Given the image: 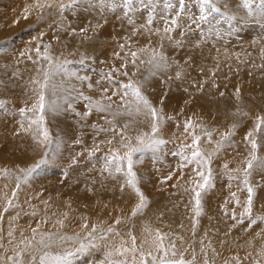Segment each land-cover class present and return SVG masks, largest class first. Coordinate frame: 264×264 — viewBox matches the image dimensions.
<instances>
[{
	"label": "bare ground",
	"instance_id": "6f19581e",
	"mask_svg": "<svg viewBox=\"0 0 264 264\" xmlns=\"http://www.w3.org/2000/svg\"><path fill=\"white\" fill-rule=\"evenodd\" d=\"M112 1L109 2H111L112 4ZM137 1H141L143 4L136 6L135 3ZM232 1L233 0H225V1L221 0V2H223V4L226 6H230L232 4ZM95 2L96 1L93 2L85 1V3L92 4L91 6L96 5L98 7L101 6L104 7L103 5H105L104 0L103 2L100 0L97 1L96 4H93ZM163 2L162 0H127L126 2H122V4H120L126 9H120L119 5H116L115 9H111L109 5L105 7L106 8L105 12L98 9L100 12H102V15L104 17L103 18L104 24L100 23L99 29L98 31H96V34L94 36H91L90 38L88 37V40L90 41L89 43H87L88 40L85 41V43L87 44L85 46L84 43V46L87 49V52L90 51L91 49H92V54L97 53L99 50L103 52V49L104 52H106L108 49V45L110 43H108L105 40V36L107 35L104 32L110 33V31L114 28V27L113 28L110 27L112 28L110 29L109 26H107V23L112 20L114 21L119 20L120 23L116 25H118L119 30L122 31V36L126 37L123 38L122 42L119 41L120 52L118 58L121 57V59H119V62L121 63L116 62L114 59L108 61L105 64H108L110 66L113 65L114 67H118V68L119 66L121 67V64H123V60L125 57L129 59L131 58L130 55L131 53L130 50L132 49L131 46L138 44L135 39H137L138 41L141 40L143 45L144 44L148 45V49L144 50L143 53L146 54L149 58H152L154 53H157L154 49V45H155L154 43L156 41L149 38L158 40L160 37H162L163 35L165 36L166 34L164 31L165 26L164 25L162 26V22H164V18H166L169 15L170 10H164ZM168 2L165 0L164 3H166L167 5ZM235 2L237 1L235 0ZM149 4L153 5L154 12L157 14L156 17L157 16L164 17L163 19L160 18L161 24L156 23V21L154 20L155 18L152 20V23H150L149 25L146 24L145 13L147 12L148 9L152 8ZM186 7L189 11L192 12L191 15H193L194 13L195 19L193 20H195V22L193 23L194 25H191L189 27L186 26L187 28L185 27L181 30L183 34H181L179 40H180L182 52L180 55L175 57L180 61H183V66L185 68L184 72L186 73L187 71L186 74L191 78L193 83L196 84L197 82V85L201 83L205 86L208 95L211 96V99L212 98L216 99V104L217 101H220L222 99H228V100L233 99L232 89L234 87H232L233 80H231L232 77L230 75L231 72L224 70L221 59L214 56V54L221 55L223 53L222 52L223 49L220 47V45L214 43L215 40L212 38L211 35L209 37V33H208L212 29L216 30L217 28L218 31L216 30L217 31L216 33L213 31L215 34L214 36L217 35V39L221 43L224 42L225 40L229 41L226 35V31H227L226 24L236 25L235 23H233L231 19V12L233 10L230 11V9H224L222 11H219L221 14H223V18L220 19H219V15L213 12L212 16L210 17L211 23H206L200 20L202 11H199L197 9L192 11V7L190 5ZM113 10L115 11L113 12ZM99 11H97L96 9L93 12V17L88 15L85 16L77 15L76 18H78V20L75 21L76 23H78V21H81L82 19L80 26L78 24L77 27L84 26L85 28L86 23L90 25L87 27L85 36H90L89 35L90 30L93 28V26H91L90 20L92 18H95L96 14H98ZM67 20L64 24L67 23ZM106 20L108 22H106ZM129 20H131L132 22L129 23ZM137 20L141 22V25L143 24L144 25L142 27H137L139 26ZM242 20L243 21L247 20L246 13L242 15ZM247 21H249V19ZM72 22L73 21H71L70 23L72 24ZM75 22L74 24H72V26L75 25ZM197 22H199V24H205V26L199 31V33L196 32L197 27L195 28V26H197ZM221 24L223 25L222 32L220 31L219 28L222 27ZM158 25H160L161 28L158 30L154 29L157 28ZM72 26L70 27L72 28ZM129 26L132 27L130 29H127ZM252 27L253 26H250L248 23H245L242 26L241 30H239V32L246 33L248 31L251 33L253 31L254 33L258 32L261 35V37L259 38L261 52L256 51L257 49L247 51L248 55L249 52H252L251 56L254 58L257 55H260V58H258L257 66L260 69L259 74L261 77H259L258 74L257 75L258 77L255 76L257 80L250 79V83L248 82L249 86L247 89H251L252 90L251 92H246L245 91L247 90L246 88L245 90L244 89L242 90H244L247 94L252 93L253 96L259 98L261 103L264 104V29L262 28L257 29ZM65 28L66 27L64 25L62 29ZM115 28H117V26H115ZM116 30L119 32L118 29ZM189 31L191 32V34L189 33ZM72 32L73 29L72 30L70 29V32L68 31L67 33L68 38L71 41V37H72L73 40H76V42L74 45L73 43L66 44V46L69 47L70 49L80 47L82 45L81 40H83L81 39V37L78 36L73 37L74 35L72 36ZM73 34L75 33L73 32ZM93 37L95 38L92 39ZM148 40L150 42H148ZM100 42L103 43V46L100 44ZM242 43H245V41ZM87 45H89L88 48ZM121 45L124 46L121 47ZM165 48L170 49L167 47ZM141 49L144 48L142 46H138L135 52H137L138 50L142 52ZM166 58L168 60L169 56L167 55ZM231 64L232 63H230L229 65ZM22 66L23 65L21 66L19 65L16 70L17 71L23 70L21 69L23 68ZM176 66H178V64ZM218 66H219V70L222 73H217V74L210 73L208 67H212L213 69H216ZM0 70H4V68L0 67ZM242 70L243 69H241V71ZM181 72H183V70ZM16 74L17 73H15L14 75ZM12 77L16 78V76H12ZM224 79L228 81L229 85L226 86L223 84V81H225ZM8 82H9V77L6 75V73L0 72V84H6ZM251 84H254V86L250 87ZM16 85L19 86L20 83L19 84L16 83ZM175 85L176 82H173V86ZM85 87L86 88L82 90H91L92 92L95 91V89H92L93 87L92 88L88 86ZM176 90H178L179 92V85L176 86L173 90L168 91V93ZM60 91H62V88ZM22 93H24L25 96L27 97L29 91L27 89V92H22ZM221 93H223V95H221ZM83 94H87L90 96L91 92L83 93ZM176 94L174 92V95ZM171 95H173V93H171ZM168 96L170 97V95ZM18 97L20 98L21 96L18 95ZM90 97H92V95ZM172 98H174V96ZM70 101L72 102V100ZM10 116L12 117L15 115L14 113L10 115V113L8 112H0V169H9L11 171V175L9 176H0V216L3 217V219H0V264H12V261L8 260V257L15 256V253L17 251H20L21 249H24L27 246V241L33 238V234H32L33 228L38 230V234L35 238L36 240H39V233L54 232L57 233L58 235H67V236H73L74 234L78 233L80 239L83 240L84 242H87L88 229H84L82 227V224L85 222L88 223L89 227L92 224H97L100 225L101 227H106L108 225H111L117 229L119 235L108 234V237L103 241L97 239L95 241L97 247L95 248L90 247L88 251L79 254L75 264H100V262L105 259V253L107 250L111 249L113 246H119L122 242L130 243L128 238L129 232H131V234L137 238V244H140L145 241L150 243L152 240V235H154L156 229H159L162 233H167L169 235L175 234L177 236L183 237L184 242L181 243L180 241H177V246L187 250L185 254L189 258H191L192 252L195 251V254L197 256V264H203V259H204V253L201 251L202 246L199 243L201 239H203L205 242L203 245L204 250L207 252L208 257L215 261V264H225L226 260L229 261V264H232L233 262H234L233 264H236L235 260L233 259L234 257L240 258V264H256L257 261L259 262L262 261V263L264 264V223L258 221L255 225H252V227L249 228L248 220H245L243 224L237 223L236 220H233L231 218V213L233 210L231 211V209L227 207L225 208L222 207L223 210H221L222 208H220V205L218 206L215 204L218 198L223 196L226 200L230 199L233 201L232 208L237 213V215H239V213L243 211L242 204L241 205L236 204L230 195L231 193H233V190H235L233 189L232 186H229V188L225 189L224 191H218V190L215 191L213 188L212 191L214 190L215 192L210 193V191H208L209 192L208 196L207 197L204 196L205 200L203 201L204 213L198 218L199 223L197 225V229L195 233H193L192 218L194 216V213L192 212V209L189 208L191 205H189V207L187 206V202L188 203H193V202L189 200V198L187 197L186 191L184 192L182 190L183 188L181 185V183L183 182L182 179H179V177L174 175L173 171L175 170V168L167 169L168 167H170V165L166 166V164L163 163L162 161H161L163 163L162 167H164L165 169L153 168L149 166L147 169L142 166L141 170L139 169L137 170V175L140 177L139 187L142 189L144 195L147 197L148 204L147 207L144 208V210L136 216H132V210L135 207V205L138 203V197L128 186H125L123 190H121V184L124 181V177L120 174H116L115 179H113L111 176L108 175L107 172L103 171V164H104L103 157L108 152L103 153L102 157H100L101 154L100 156L96 154L90 156V154L87 155L85 153H82V150L80 153L76 151L72 152L70 150L71 148L68 146L62 149L60 147H57L56 146L57 144L55 142V145L53 144L54 146L52 147V149L50 148L52 151L50 150L51 151L49 152L50 154L48 153V160L51 159V162H48L46 165L42 166L38 175H35L34 177L30 178L27 183H24L22 180L23 173L21 172V169H27L30 166L34 165L35 161L39 160L40 158L39 157L40 151L35 154L34 152L35 147H33L34 145L33 144H32L33 146L30 145L32 139V136L30 134L25 133L23 131L15 132L16 130L20 129L19 127L20 125H16L18 124L17 120L9 119L8 117ZM16 117H12V118H16ZM212 117L217 119V116H212ZM58 120H60V118ZM12 127H16V128H12ZM198 131L201 132V129ZM109 147L112 148L111 146ZM73 158H75L76 161L75 163H73ZM143 163L151 165L149 162H143ZM219 168L221 169V167ZM221 171L222 172L220 176L224 177L225 179V175H229L231 169L229 167H227V169L223 167ZM65 172H67V175H65ZM232 172H234V170H232ZM235 173L237 174L239 172L235 171ZM170 174H171V179L168 180L162 179L163 176L165 178L168 177ZM147 176H151V179L148 183L144 181V178ZM17 177L21 178L19 181L21 184L19 189H16V184L18 182ZM218 184L221 186L220 183ZM5 185H7V187H5ZM148 186L149 188L152 189V192L146 194L145 191L147 192V190H144V188H148ZM186 186L188 185L186 184ZM189 187L190 185L188 186V188ZM214 188H216V186H214ZM151 189L149 191H151ZM13 190H15L17 193L15 197L12 196ZM238 198L241 200V202L244 201V198L241 197ZM7 199H12L14 206L9 207L8 211L5 212L4 208L7 207ZM208 204L211 205V207H207ZM225 209L228 210V214L225 213ZM33 213H35V215H33ZM65 213H67V216H65ZM116 218L121 219V223L119 225H116L114 223ZM58 220L64 221L63 226L57 223ZM146 228L151 230L152 232L151 235L145 231ZM9 230H11L13 233L12 237L8 236ZM68 232H71V234H67ZM22 240L24 241V243H21ZM209 242H210V247H209ZM148 243H144V247L146 250L148 248ZM74 245H76V241L74 240L67 241L64 247H73ZM211 249H215V252H212ZM32 252L33 249L31 247H28V251L21 256V259L24 260V264H28V260L30 259L29 254Z\"/></svg>",
	"mask_w": 264,
	"mask_h": 264
},
{
	"label": "rangeland",
	"instance_id": "374dc122",
	"mask_svg": "<svg viewBox=\"0 0 264 264\" xmlns=\"http://www.w3.org/2000/svg\"><path fill=\"white\" fill-rule=\"evenodd\" d=\"M85 1H90V2L96 1L97 2L100 0H79L77 5L71 8H64V9H61L60 5L62 3L68 4L70 0H0V59H1L0 67L4 68V70H0V72L6 73V75L9 77L8 83L0 84V100H4L6 102V107L8 111H4L0 109V112H8L10 113V115L14 113L15 116H12V117H16L17 115H19L18 110L20 108L25 107V105L29 107L31 106L32 102L36 99V90L38 88V86L34 83V81L36 80L43 81L44 71L49 70L50 68L49 62L46 61L42 55L38 56L36 49L39 48L42 53L45 49V46H48V51L52 55L53 60L55 62H62L65 60L71 62L65 65V68L67 69V72L69 74L67 75L66 74H61V75L56 74L54 76L53 82L59 85L60 86L59 89L61 90L62 88V91L58 89L59 91L58 96L52 97V98L58 99V103H60L61 105L63 104L62 105L63 108H67V103H71L72 107L75 109V111H72V110L60 111L58 112L57 115L56 114L53 115L51 113L47 114L45 123L51 133L53 144L55 145L57 138H59L60 143L58 147L63 149L64 147L68 146L71 148L70 150L72 152L76 151L80 153L82 150V153H85L88 155L94 148L98 147L99 151L98 153L95 152V154L98 156H100L101 154L100 157H102L103 153L105 152L107 153L110 151V149H114V148L119 149L120 153L123 154L124 149L121 148L119 143L117 142L119 140V137H116V140H113V143L109 145L107 141L112 139L113 134L99 132L100 127H103V128L112 127V125L108 123V121H112L114 119L113 112L125 111V110L118 108V105H119L118 97L116 96L112 97L115 103H113V107L110 112H97L95 109H93L90 115H88L86 118H82L83 114L88 111L89 101L83 98H80L77 95V93L79 92H82V93L89 92L90 93L91 92V95H92L91 99L92 100L94 99L93 101H101L103 104H108L109 101L104 99V97L107 95H111L112 92L116 90L117 85L115 84V82H109L107 79L103 78L107 73L111 72L116 80L124 81V82H127L128 77L122 76L121 72L125 70L128 71L130 75L132 73H135V75L132 76L131 78L136 81L144 80L146 76L147 77L149 76L147 78L148 81L146 80L144 83L143 91H144V94L149 98V100L152 101L154 106H156L157 108H160V107L163 108V115L165 117V120L160 129V136L164 140L168 141V143L165 145H162L161 150L157 153L160 157H162L161 159L154 161L152 159V153L150 151L146 152L143 156V162H149L151 165H148L142 162L140 164L135 165L134 170L137 172L138 169L139 170L142 169V166L147 169H148V166L153 167V168L165 169L164 167H162L163 163H165L166 166L170 165V167H168L167 169L175 168V170L173 171L174 175L179 177V179H182L183 181L182 182L183 184L181 183L183 187V188L181 187L182 190L185 192L186 188L191 189L192 187L191 179L193 177L192 169L195 166L188 165L187 167L181 170L177 167L178 164H180L181 162L180 159L178 157H173L171 155V153L174 151H177L182 144H191V137L188 136L184 132V128H183L184 122L188 119H191L195 123L200 124L204 130H208L209 128V130L213 131V137H212L213 142L212 143H207L206 141H202V147L207 152H212L215 150L216 148L215 142L221 140V137L224 133L232 132L231 139L226 142L225 147L220 151V153H218L212 159L210 163V167L213 171V179H214L213 185L216 186V188L213 187V189L215 191L216 190L224 191L225 189L229 188V186H232L233 189H235L233 190V192L236 193L238 197L244 198V201H245L247 198V191L246 189L243 188V185L241 183L242 176H243L242 172H243L244 167L246 166L247 159L251 158L250 157L251 145L249 144L248 140L245 139V137L247 136L249 132H253V135L258 140V142H262V146L258 149L257 155L260 156L261 158H264V137H262L260 133H257L254 131L256 118L258 116H264V106H263L264 104L261 103L259 98L253 96L252 93H249V94L246 93V92L252 91L251 89H247L250 83V79L257 80L256 77H258L257 75L260 73V69L257 66L258 58H260V55H257L254 58L251 56L252 52H249V55H248L247 51L257 49L256 51L261 52V46H260V40H259L261 35L258 32L254 33L252 31L250 33L247 31L246 33H244V32H239V30H241L242 26L245 23H248L250 26H253L252 28L264 29V18L262 19L261 17L256 16V15H249L248 10L242 7L243 0H236L237 2L233 0L230 6L224 5L223 2H221V0H214V4L217 7L221 8L220 11L224 9H230V11L233 10L232 11L233 13L231 12V19L233 23L236 24V25L226 24V27H227L226 35L229 41L225 40L224 42L221 43L217 39V35L214 36L215 35L214 32L216 33L218 31L217 28H216L217 31L212 29L211 31L208 32L209 37L211 35L212 38L215 40L214 43H217L223 49L222 51L223 53L221 55L214 54V56L221 59L224 70L231 72L230 73V75L232 76L231 80H233L232 87H234L232 89L233 99H229V100L222 99L220 101H217V104H216V99L214 98L211 99V96L208 95V92L203 84L200 83L202 86H204L201 88V85L200 84L197 85V82L196 84L193 83L191 78L187 76L186 74L187 71L186 73L184 72L185 68L183 66V61H180L179 59L176 58L182 52V48H181L180 40H179V37L181 36V34H183L181 30L185 28L186 26L189 27L191 25H194L193 23L195 22V20H193L195 19L194 13L193 15H191L192 12L189 11L186 6L190 5L192 7V11H194L195 9L202 11L201 0H171V1L166 0L167 2L168 1L170 2V3L168 2L167 5L166 3H164L165 0H162V2L164 1L163 2L164 10H170L169 15L166 18L159 17V16L156 17L157 14L154 12L153 5L149 4L152 8L148 9L147 12L145 13L146 24L148 25L150 24L148 23V20L150 18L151 20L155 18L154 20L156 21V23L161 24L160 18L161 19L164 18V22H162V26L164 25L165 28H168V27L172 28L171 32L166 33L165 36L163 35L158 40L149 38V39L156 41L154 43L155 44L154 49L157 52V54H162L164 57H167V55L169 56V59L166 60L168 61L166 62L167 64L166 67L152 69L155 72V75H148V70L152 68V66L148 64L147 62L151 58H149L146 54H144L143 53L144 51L142 52H140L139 50L137 51L138 59H137L135 66H133L130 63L131 58L130 59L127 57L124 58L123 64L125 62H129L127 69H122L120 66L118 68V67H114L113 65L110 66L108 64H105L108 61H111L114 59L116 62L121 63L119 62V59H121V57L118 58L119 56L117 55V53L119 54L120 52L119 51V48H120L119 41L122 42L123 38H126V37L122 36V31H120L118 25H116L120 23L119 20H116V21L112 20L109 22L106 20V22H108L107 26H109V28L114 27L113 29L110 28L112 29L110 33L104 32L108 36V37L105 36V40L108 43H110L109 44L110 46L108 45L107 51L104 52V49H103V52L99 50L97 53L92 54V49H91L90 51L87 52V49L85 48V46L87 43L90 42L88 40V37L90 38L91 36H94L96 34V31H98L99 29L100 23L104 24L103 22L104 17L102 15V12H100L99 10L105 12L106 8L102 6L98 7L96 5L91 6L92 4L85 3ZM101 1L103 2V0ZM109 1H112V0H108V1L104 0V3L105 4L108 3L107 5L108 6L110 5L109 7L111 9H115L116 5H119L120 9H126L120 4H122V2H126L127 0L126 1L122 0V2L121 0H115V1L113 0L112 4ZM38 2L39 4H43L44 7L37 6ZM96 2L93 4H96ZM115 2H118V3H115ZM257 3H259V0H252L253 7H255ZM142 4L143 3L141 1H137L135 3L136 6L142 5ZM207 7L208 6H206V8ZM96 9L97 11H99V13L96 14L95 18H92L90 20L91 26H93L92 28L93 30L92 29L90 30V33H89L90 36H85V33H83L84 34L83 35L82 32L80 31V29L84 28V26L79 27L82 19L81 21H78V23H76L75 21L78 20V18L76 17L77 15H82V16L88 15V16L93 17V12ZM114 11L115 10H113V12ZM243 12L247 14V20L249 19V21L246 20L247 21L246 22L244 20L245 21L244 22L242 20V15L244 14ZM215 13L219 15V19L223 18V14H221L220 12H215ZM52 15H54L56 18ZM67 19L69 20V22ZM70 19L71 21H73L72 24H74L75 22L76 27L79 24V26L77 27L78 29L75 27V25L72 26V24L70 23L71 22ZM66 20H67L68 26L69 27L72 26V28L71 27L69 28L67 26V23L64 24ZM173 20L176 21V24H172ZM137 23L139 24V26L137 27H142L144 25V24L141 25V22H139L138 20H137ZM64 25L66 28L67 27L68 28L62 29ZM114 25L117 26V28H115ZM152 25H155V24H152ZM85 26H86L85 28H87L90 25L86 23ZM159 26L160 25H158L157 28H154V29H157V30L160 29L161 26L160 27ZM204 26L205 24H199V22H197V26H195V28L197 27L196 32L199 33V31ZM221 26L222 27H219V28H220V31L222 32L223 25L221 24ZM131 27L132 26H129L127 29H130ZM70 29L71 30L75 29V31H73L75 34H73L72 32V36L74 35L73 37L78 36V37H81V39H83L81 40L82 45L80 47L70 49L69 47L66 46L67 43L69 44L73 43L74 45L76 42V40H73L72 37H71V41L68 38L67 33L68 31L70 32ZM116 29H118L119 32ZM189 33L191 34L190 31ZM95 37H93L92 39H94ZM169 37L171 38L169 39ZM86 40H88L87 43H85ZM135 40L137 41L138 44L131 46L132 48L130 50L131 52H135L138 46H142L144 50L148 49L147 44L143 45L141 40L139 41L137 39ZM135 40H132V41H135ZM244 41L245 43H242ZM148 42L150 41L148 40ZM157 42H158V45H157ZM84 43H85V46H84ZM100 44L103 46V43L100 42ZM89 45H87V48ZM125 45H128V44H125ZM165 47L170 48V49H166ZM4 56L6 57V59ZM156 59L159 60V55L156 56ZM80 61H83V63H81ZM242 61H245V62H242ZM227 63L229 64L232 63V64L229 65ZM177 64L178 66H176ZM19 65L20 66L23 65L22 66L23 68H21L23 70H20V71L18 70L19 71L18 72L16 69ZM115 69H120V71H115ZM208 69L210 70V73H215V74L222 73L219 70V66L216 69H213L212 67H208ZM241 69L243 70L241 71ZM182 70L183 72H181ZM73 72L76 73V76H80V77L86 76L88 77V79L86 80L77 79L76 76L70 75V73H73ZM15 73L17 74L14 75ZM177 73H180V78H177ZM12 76H16V78ZM259 77H261L260 74H259ZM242 80H243V83H242ZM80 81L83 83V85ZM225 81H223V84L226 86L229 85L228 81L226 82ZM173 82H176L175 86H173ZM16 83L18 84L20 83V85L17 86ZM87 84H91L93 87L91 88L95 89V91L92 92L91 90H82L86 88L85 86H88ZM178 85H179V92L178 90H176V91L168 93V91L173 90ZM253 86L254 84H251L250 87H253ZM241 87H244V88H241ZM105 88L108 89L107 93L103 91V89ZM186 88H187V91H185ZM245 88L247 90H245ZM27 89L29 93L26 97L25 94L22 92H27ZM242 89H244L246 92ZM174 92L175 94L176 93L177 94L174 95ZM171 93H173V95H171ZM241 94L243 95L245 94V95L243 96ZM18 95L21 97L19 98ZM83 95L85 97L91 96L87 94H83ZM168 95H170L171 98ZM65 96L68 97L67 102H65V100L63 99V97ZM173 96L174 98H172ZM179 96L182 98H180ZM59 97L62 99V101ZM70 100H72V102ZM161 100H163L162 104H161ZM76 113H80L81 115H77ZM19 116H17L16 118H12L10 116L8 118L17 120L18 124L16 123L15 124L20 125V121L22 120V117L21 116L19 117ZM55 116H57L58 118ZM212 116H217V119H215ZM18 117L21 119H19ZM169 117L173 119H168ZM59 118L61 121L58 120ZM132 119L133 117L127 114L115 116V125L118 128H122L126 122ZM135 119L138 121L144 120V123L143 124L141 123L133 124L130 127L129 132H131L132 134H135V132H138L140 130H145V131L148 130L147 129L148 121L144 117H136ZM93 124H96L98 127L93 128L92 127ZM25 125L27 126L26 121H25ZM233 125H235L234 128H233ZM12 128H16V127H12ZM198 130H200L199 128L196 129V131L200 132ZM18 131H21V130L19 129V130H16L15 132H18ZM77 140H80L81 142L76 143ZM31 142H30V145L33 144L34 146L33 145L32 146L35 147L34 148L35 154L40 151V154H39L40 155L39 160H40L45 155L46 148L42 145H39L33 139V137L31 139ZM53 144L50 146L51 149L54 146ZM109 146H111L112 148H110ZM50 148L47 149L48 153L52 151ZM37 161H35V163ZM48 162H51V159H49ZM225 164H227V166L231 169V171L229 175H225V179H224V177L220 176V174ZM219 167H221V169ZM149 169H152V168H149ZM232 170H234V172H232ZM235 171L239 173L236 174ZM230 176L237 177V179L230 180L229 179ZM150 179H151V176H147L144 178V181L148 183ZM162 179L164 180V176L162 177ZM222 180H225V181H222ZM214 182H216L217 185ZM250 182L255 188L254 203H253L254 215L264 216V199H263L264 198V169H260V168L253 169L252 175L250 177ZM218 183H220L221 186ZM186 184L188 186L190 185V187L188 188ZM150 189L151 188H149V186L148 188H144V190H147V192L145 191V193L146 194L151 193L152 189L151 191H149ZM214 190L212 191L211 189L209 191L210 193H213L215 192ZM186 193H187V197L189 198V200L192 201L191 197H193V193L190 192V190L186 191ZM208 193L209 192H207V194L204 196L207 197ZM222 197H219L215 204L218 206L220 205V208L227 207V208H230L231 211L234 210L232 208L233 201L230 199H227L228 200L227 201L224 197L223 198ZM204 200L205 199L203 197V201ZM192 202L194 203V201ZM193 203L187 202V206L189 207V205H191L189 208L192 209ZM209 204L207 205V207H211V205ZM223 208L221 210H223ZM67 234H71V232H68ZM259 264H263L262 261L259 262Z\"/></svg>",
	"mask_w": 264,
	"mask_h": 264
},
{
	"label": "snow or ice",
	"instance_id": "6c2138e0",
	"mask_svg": "<svg viewBox=\"0 0 264 264\" xmlns=\"http://www.w3.org/2000/svg\"><path fill=\"white\" fill-rule=\"evenodd\" d=\"M79 0H70L68 4H61L60 8H71L77 5ZM37 6L44 7L43 4L37 3ZM107 7L108 5H103ZM206 6H208L206 8ZM242 7L248 10L249 15H256L261 18H264V0H259V3L253 7L252 0H243ZM201 9L202 13L200 20L206 23H211L210 17L213 12H219L220 8L214 4V0H201ZM132 21L129 20V23ZM148 23H152L151 18L148 20ZM172 24H176V21L173 20ZM75 31V29H73ZM82 33H86L87 28L80 29ZM165 33L172 31L171 27L165 28ZM171 37H169L170 39ZM124 45H121L123 47ZM144 51V49H141ZM37 55H42L43 58L49 62V70L44 71L43 81L36 80L34 83L38 86L36 90V99L32 102L31 106L25 105V107L20 108L19 114L22 117L20 121V130L30 134L33 139L39 144L46 148L45 155L37 161L34 165L30 166L27 169H21L23 173L22 180L24 183H27L28 180L35 175L39 174L42 166L48 163V151L47 149L53 144V139L51 133L46 126V116L51 113L53 115L57 114L60 111L72 110L75 109L72 107L71 103H67V108H63L58 99L52 97L58 96L59 85L53 82V77L56 74H69L65 65L71 63L70 61L55 62L52 55L48 51V46H45L44 51L41 53L39 48L36 49ZM117 55H119L117 53ZM131 61L130 63L135 66L138 53L131 52ZM159 55V60L156 59V56ZM167 58L162 54L154 53L153 57L148 60V64L152 66L148 70V75H155L153 68L166 67ZM83 63V61H80ZM129 62H125L121 65L122 69H127ZM138 70V69H137ZM115 71H120V69H115ZM72 76H76V73H70ZM121 75L128 77L127 82L118 81L115 79L111 72L107 73L103 78L107 79L109 82H115L117 88L112 92L111 95H107L104 99L108 100V104H103L101 101H92L91 97H85L82 92L77 93L80 98L89 101L88 111L83 114L82 118H86L91 114L92 110L95 109L97 112H110L115 103L112 99L113 96L118 97L119 105L118 108L125 111H115L113 112L114 119L108 121L112 125L110 128H99V132L112 133V139L108 140L107 143L111 145L113 140H116V137H119L117 141L121 148L124 149L123 154L120 153L119 149H110V151L103 157V171L107 172L109 176L115 179L116 174H120L124 177V181L121 184V190L125 186H128L132 189L135 195L138 197V203L132 210V216H136L141 213L144 208L147 207L148 200L144 195L143 191L139 187L140 177L137 175V172L134 170L135 165L143 162V156L146 152L152 153V159L159 160L160 157L157 153L161 150V146L168 143L160 136V129L165 120L163 115V108H157L153 105L152 101L144 94V83L147 80V76L144 80L136 81L131 77L135 73H130L128 71L121 72ZM77 79L86 80L88 77L76 76ZM177 78H180V73H177ZM92 87L91 84L88 85ZM203 86L201 85V88ZM105 93L108 92V89H103ZM187 91V89H185ZM239 91V90H237ZM223 95V93H221ZM65 102H67L68 97H63ZM163 100H161V104ZM0 109L8 111L6 107V102L0 100ZM81 115L80 113H76ZM127 114L132 116L133 119L126 122L122 128H118L115 125V116ZM136 117H144L148 121L147 131L140 130L132 134L129 132L130 127L133 124L144 123V120H136ZM168 119H173L169 117ZM25 121L27 126H25ZM93 128H97L96 124L92 125ZM235 125H233V128ZM184 132L191 137V144H182L177 151L171 153L173 157H178L180 159V164H178L179 169H184L188 165H194L193 177L191 179V189H185V191H191L193 193L192 205L193 216V226L192 231L195 233L197 225L199 223L198 218L204 213L203 208V197L211 190L213 185V171L210 167L212 159L220 153V151L225 147L226 142L231 139L232 132H226L222 135L221 140L216 141V148L212 152H207L202 147V141L207 143H212L213 131L204 130L200 124L195 123L191 119H188L183 124ZM201 129V132H197L196 129ZM254 131L260 133L264 137V116H258L256 118ZM202 133V134H201ZM251 145L250 159H247L246 166L243 169V176L241 183L243 188L247 191V198L245 201L237 197L236 193H231V197L234 202L238 205L242 204L243 211L237 215L233 210L231 213V218L236 220L237 223L243 224L245 220L249 222V228L252 225H255L258 221L264 223V216H255L253 212V203L255 188L250 182V177L252 171L255 168L264 169V158H261L257 155L258 149L262 146V142L258 140L253 135V132H249L245 137ZM80 140H77L76 143H80ZM57 147L59 146V138L56 140ZM99 151V148H94L90 152L91 155H95V152ZM75 158H73V163H75ZM227 169V164L224 165ZM11 171L9 169H0V176H9ZM67 175V172H65ZM20 177H17L16 189H19ZM165 180L171 179V174L168 177L164 178ZM230 180L237 179V177L230 176ZM7 187V185H5ZM16 191L13 190L12 196H16ZM227 203V201H226ZM12 199H7V207L4 208V211L7 212L9 207H13ZM225 213L228 214V210L225 209ZM35 215V213H33ZM67 216V213H65ZM0 219H3L0 216ZM46 222V221H43ZM58 224L63 226L64 221L58 220ZM116 225L121 223L120 218H116L114 221ZM182 226V225H181ZM82 227L88 229L87 231V242H84L80 239L79 234H74L73 236L67 235H58L54 232H43L39 233V240H36L38 230L33 228L32 234L33 238L27 241V246L20 251L15 253V256L8 257V260L12 261V264H24V260L21 259V256L28 251V247L33 249V252L30 253V259L28 264H75L79 254L84 253L89 250V248L97 247L95 241L97 239L103 241L108 237V234L119 235L117 229L111 225L106 227H101L97 224H92L90 227L88 223H83ZM150 235L152 234L150 229H145ZM259 235V234H257ZM8 236L12 237L13 233L11 230L8 232ZM128 238L130 243L122 242L119 246H113L111 249L107 250L105 253V259L100 262V264H197V256L195 251L192 252L191 258H189L185 253L187 250L182 249L177 246V241L181 243L184 242V238L177 236L175 234L169 235L167 233H162L159 229L155 230L154 235H152V240L150 243L147 241L137 244V238L128 233ZM76 241V245L73 247H64L67 241ZM35 241V243H34ZM21 243H24L22 240ZM144 243H148L147 250L144 247ZM201 244V251L204 253L203 264H215L213 259H210L207 255V252L204 250V240L201 239L199 242ZM210 247V242H209ZM212 252H215V249H211ZM236 264H240V258H233ZM225 264H229V261H225ZM259 264V261L256 262Z\"/></svg>",
	"mask_w": 264,
	"mask_h": 264
}]
</instances>
